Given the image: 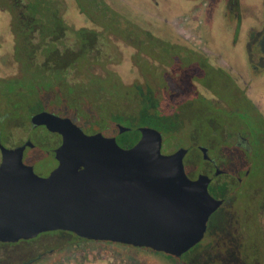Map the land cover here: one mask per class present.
I'll return each instance as SVG.
<instances>
[{
    "label": "water",
    "instance_id": "1",
    "mask_svg": "<svg viewBox=\"0 0 264 264\" xmlns=\"http://www.w3.org/2000/svg\"><path fill=\"white\" fill-rule=\"evenodd\" d=\"M31 124L61 135L58 166L40 176L24 162L31 141L15 148L0 141V243L63 231L181 258L204 240L223 200L210 194L207 175L188 176L187 149L162 152L159 130L141 127L140 140L123 148L52 112L34 114Z\"/></svg>",
    "mask_w": 264,
    "mask_h": 264
},
{
    "label": "trees",
    "instance_id": "2",
    "mask_svg": "<svg viewBox=\"0 0 264 264\" xmlns=\"http://www.w3.org/2000/svg\"><path fill=\"white\" fill-rule=\"evenodd\" d=\"M0 2L2 8L7 10L12 18L11 28L15 36L13 59L23 67V72L18 78L0 79V96H4L0 97V137L2 133L7 132L12 123L21 122L23 126L30 124L29 116L34 108H31L32 105H27V98L34 99L36 104L40 105L38 107L42 109L73 118L87 133L110 132L111 127L115 126V122L129 121L128 125L134 127V130L122 138H118L120 144L127 148H131L137 143L139 132L136 130L137 127L157 129L167 140H171L173 137L177 138L176 136L182 138L181 135H183L187 138L186 143L188 144L195 142L202 144L207 142V138L212 139L211 141H220V137L213 133V130L219 131V121L210 118L212 115H209L211 112L209 106L204 105L207 108L204 107L203 111H199V107L193 103L190 108L185 104L171 107L161 99L162 93H158V99L155 97V91L148 88L149 82L125 86L120 81L118 73L109 69L111 64L120 63L121 60L119 57L108 56L110 51L107 47L108 39L101 42L95 36L88 41L84 31L75 32L71 36L69 29L60 19L56 20L57 18L53 17L55 21H52L51 4L53 0H0ZM145 36L149 40L151 35L145 34ZM151 40L152 45L158 50L156 51H160V62L175 63L181 48L156 39ZM95 49L102 56L90 57ZM143 51L147 52L144 49ZM189 58H186L188 65L193 61ZM137 63H139L143 77L147 81L150 78L158 80L157 83L161 90L166 86L162 75L155 74L153 70L155 66H149V62L145 58L138 56ZM220 78L219 76L217 79ZM26 90L28 92L25 93ZM248 102L255 118L260 120L255 130L256 134L252 137L258 136L264 140V124L262 123L264 118L249 100ZM23 113L29 114L26 121L18 119V117H23ZM142 117L148 120L141 121ZM247 125H251L250 121ZM215 126L217 128H214ZM233 127L235 131L244 128L243 126ZM243 132H248V129L244 128ZM34 139L37 142H48V139L51 142L52 139L51 143L54 146L61 142L60 136L56 134L43 136L40 133ZM177 140L184 143L183 140L178 138ZM246 157L250 166V175L245 182L247 184H244L240 189L248 186L257 169L260 168L264 175V148L255 143V152ZM257 184L251 188L258 190L256 195L264 201V181ZM254 203L251 207L252 214L250 212L252 217L248 218L246 227L241 226L237 221L240 225L237 227L245 230V233L242 234L244 237L242 243L236 242L228 248L208 249L203 253V257L197 256V250L192 253L189 251L181 258L164 255L177 260V262L180 261L181 264H203L204 260H207L209 264H264V224L259 218L261 217L260 213L264 212V205ZM239 220L241 221V219ZM250 228L252 234H246ZM44 236L57 237L59 240L68 241L69 245L93 242L63 231L45 233L36 239ZM34 240L19 243H28ZM154 253L159 254L158 252ZM226 253H233L231 256L237 257L239 260L234 263L227 259L229 256H226ZM189 256L192 257L191 263L187 261ZM225 260L228 261L225 263L223 262Z\"/></svg>",
    "mask_w": 264,
    "mask_h": 264
},
{
    "label": "flooded vegetation",
    "instance_id": "3",
    "mask_svg": "<svg viewBox=\"0 0 264 264\" xmlns=\"http://www.w3.org/2000/svg\"><path fill=\"white\" fill-rule=\"evenodd\" d=\"M169 6L172 7L173 11L169 10ZM0 8L2 11L8 12L2 8L1 2ZM51 11L52 21H55L53 17H56V20L60 19L69 29L71 36L75 32L84 31L86 36L85 38L88 39V41L95 36L101 42L108 39L109 45L107 47H109L108 50H110L108 56L112 58L119 57L121 62L124 58V51L122 50L121 46L118 45V42L125 41L127 40L126 38H129L130 41L128 44L133 48L131 54L132 60L143 79L142 82H136L132 84L133 86L137 84H146V82H149L150 85H148V88L152 91H155V97H157L156 94L162 93L161 99L165 103L171 105V107H179L185 104V106L190 108L191 103H193V105L196 107L198 106L200 109L199 111H203L205 107L204 105L213 107V110L209 113V115H212L210 118H214L220 123L219 124L217 122L219 125H217L219 131L217 132L216 130H213L214 135L220 137V141H211L212 139L210 140L207 138V142H203L202 144L196 142L194 144L179 142L174 148H169V146L166 147L167 143H169V140L165 139L163 136L162 152L164 149V154L170 155L181 148L187 149L188 152L184 158V165L188 176L192 180H196L201 174L207 175L211 179L209 184L210 194L218 200H223L222 206L215 213L221 211L222 208H232L233 206L231 207V204L237 198V191H239L240 187H242L244 184H247L245 182L250 175V166L246 156L252 155L255 152V143L257 146L259 144L261 148H264V140L258 136L252 137V135L256 134V131L255 133H250L249 131L243 132L244 128L236 129L235 131L232 123H225L224 121L219 120L218 116H215V113L213 112L214 107L223 105L224 103L213 95L210 90L209 83L206 81L203 82L201 79L207 75L211 77L212 82L215 81V79L219 76L235 80L237 86L242 90L246 99H248L257 108L261 116L264 118L263 113L259 107H257L256 101L249 94V92L253 93L255 91L254 94L256 97H261V99L264 100V93L261 94V92L258 91V88L256 89L255 87L259 85V87L261 86L262 89L264 88V0H116L115 7H113V4L110 2V0H53V3L51 4ZM135 11H140L144 16L141 17L140 13L137 14L139 17L132 16ZM173 13H175V16L170 17V15ZM118 16H120V19H118ZM79 17L84 18L88 22H93L94 26H100L102 22H104L105 26L109 24L110 26L117 28L121 27L124 28V30H130V34L128 36L126 34L127 37L114 32H107L105 34L106 29H103V27L101 30L88 28L86 26L77 29L76 26H78L80 23L84 25L86 24V22L82 21ZM96 17L100 20L101 24H98L95 21L94 18ZM149 17L162 20L167 26L171 25L178 19L181 20L180 24L185 28L195 25L198 28L197 33L199 34L201 41L204 42L205 47L199 50L184 44L183 42L174 43L169 40L157 37L151 33H149V35H151L149 40L145 35L144 37H141L140 34L142 32L140 31L142 30H138V28L154 26L152 20H150ZM219 26L222 28L219 30V33H215V28ZM208 27L209 31L207 32L206 29ZM135 33L138 37V40H141L142 46L137 44ZM151 39H156L158 41L173 45L174 47L181 48V51H179L178 55L176 56L175 63L160 62V51L157 52L158 50L154 45H152ZM217 43L226 46L230 45V51L235 52L237 47H242L240 44L245 45L243 48H245L246 55L248 56V59L251 63V69L249 67L247 70L251 77L249 80H246L241 76L242 86L237 83L232 72H240L239 68L236 66L233 67L223 58L225 55H222L220 52L222 48L218 46L219 50L217 49ZM144 46L147 48H153V51H155L156 54L153 53L152 55L151 52H144ZM98 56L100 57L102 55L98 53L97 49L93 50L90 55L92 58ZM138 56L145 58V60L149 62V66H155L153 67L154 69L152 68L155 74L162 75L163 82L166 84L162 90L158 86V80L156 81L150 78V80L147 81L143 77L139 63H137ZM187 57H190L189 59L193 60L189 63V65L186 63ZM120 63L111 64L109 69L118 73L117 70L120 66ZM40 109L41 110L35 111V113L30 116V124L31 118L34 114L42 111H48L42 108ZM71 119L76 122L73 118ZM128 122L129 121L115 122V126L111 127L112 130L110 129V132L105 133L99 131L96 133H102L106 137H114L120 146L127 148L120 144L118 138H122L127 133H130L132 130H134V127L127 125ZM120 126H123L125 129L121 131ZM140 128L141 127L136 128V130L139 131L137 134V142L141 138ZM214 128L217 127L215 126ZM34 129L47 130V128L44 126H38ZM47 132L49 131L47 130ZM96 133L87 134L91 135ZM49 134L56 133L49 132ZM59 136L61 138V142L56 146V148H58L62 143V137L61 135ZM171 139H174V137ZM28 141H31V138ZM33 144L34 147L27 148L31 150L38 148L35 143ZM203 148L207 149L206 154H204L202 151ZM55 149L53 150L54 157ZM194 153L196 154L195 156ZM56 163L57 165L54 167V169L58 166L57 160ZM233 226L235 225L233 224ZM208 229L209 222L207 232ZM200 244L201 243L194 247V249H196ZM213 244L215 243L202 245L201 247H203V249L198 252L197 256L203 257V253L206 250L217 246V244ZM222 246H224V248L228 247L227 245Z\"/></svg>",
    "mask_w": 264,
    "mask_h": 264
},
{
    "label": "rangeland",
    "instance_id": "4",
    "mask_svg": "<svg viewBox=\"0 0 264 264\" xmlns=\"http://www.w3.org/2000/svg\"><path fill=\"white\" fill-rule=\"evenodd\" d=\"M110 2L113 4V7H115L116 0H110ZM168 8L170 11H173L171 6H169ZM166 9H167V5H166ZM138 13L141 14L140 11H135L132 16L139 17L137 15ZM140 16L143 17L144 15L141 14ZM174 16L175 13L170 15V17H174ZM80 19L86 22V24L84 25L80 23L78 26H76L77 29L86 26L88 28H95L101 30V28L103 27V29H106L105 34L107 32L109 33L114 32L119 35L122 34L123 36H126V34L128 36L130 34V30L127 29L124 30V28L121 27L117 28L114 26H110L109 24L105 26L104 22H102L101 24L100 20L97 17L94 19L98 24H101L100 25L101 27L99 25L94 26L93 22L91 21L88 22L84 18H80ZM118 19H120V16H118ZM149 19L152 20L154 26H148L147 28H138V30H142L140 31L142 32L140 34L141 37H144L145 34L147 35L151 33L157 37H160L165 40H169L174 43L183 42L184 44H187L199 50L205 47L204 42L201 41V38L197 33L198 28L195 25L185 28L180 24L181 20L178 19L174 21L171 25L167 26L165 22H163L162 20H158L157 18L149 17ZM10 23H11V14L2 11L0 8V79H5V80L18 78L23 72V67L13 59V55H15L14 54L15 39L13 36L14 34L12 32ZM221 28H222L221 26L216 27L214 30L215 33H219V30ZM208 29L209 27L206 29L207 32L209 31ZM135 37L137 38V44L139 46H142L141 40H138L136 33H135ZM126 39L127 40L125 41L118 42V45H120L122 50L124 51V58L120 63V66L117 71L119 73L118 75L120 81L125 86H130L136 82H142L143 79L135 63L132 60L131 54L133 48L128 44L130 40L129 38ZM216 45L218 50L219 47L222 48L220 52L222 55L226 56V57L223 56V58L233 67L236 66L237 68H239L242 74L240 72H238L239 73L238 74L236 71H232V72L234 74L237 83L242 86L241 76L246 80H249L251 77L250 74H248L249 72L247 70L250 67L251 63L250 60L248 59V56L246 55L245 48H243L245 47V45L240 44V46L242 47H237L236 52L230 51V47H231L230 45L227 46L220 45V43H217ZM144 50L147 52H151L152 55L153 53L156 54V52L153 51L154 49L151 47L147 48L144 46ZM201 81L208 82L210 85V90L213 93V95L224 103L223 105H218L214 107L213 112L215 113V116H218L219 120H222L225 123H230V124L232 123L233 126H237V127L243 126L245 129H248L250 133L251 132L255 133L258 122L260 123V120L258 118H255L250 103L244 96L242 90L237 86L235 80L221 77L220 79L216 78L215 81L212 82L211 77L205 75L204 78L201 79ZM255 87L256 89L258 88V91L261 92V94L264 93V88L262 89V87L261 86L259 87V85ZM26 92H28V90H26L25 93ZM254 93L255 91L253 93L249 92L250 96L256 101L257 107H259V109L264 115V100L261 99V97L257 98L258 96L256 97ZM0 97H4V96H0ZM26 101H28L27 105L28 104L30 106L32 105L31 108H34V110L31 111L30 116L33 113H35V111L41 110L40 107H38L40 105L36 104V101H34V99L29 100L26 98ZM212 110L213 107L209 106V111L212 112ZM22 115L23 117L22 118L18 117V119L19 120L21 119L22 121H26L27 116H29V114L23 113ZM146 120L148 119L142 117L141 121H146ZM249 121L251 125L246 126V124ZM134 123L140 124L141 122H134ZM262 123L264 124V122ZM34 128L35 127H33L31 124H29L28 126H23L21 122H18L16 124L12 123L8 127L7 132L2 133L0 137V141L7 148H15L17 146L24 144L31 138V141L35 143L38 148H35V150H31L27 148L24 154V162L26 164H31V166L34 167L35 172L38 175L47 176L57 165L56 159L53 156V152H52V149L54 150L56 146H54V144L51 143L53 142L52 139L51 142H49L50 139H48V142L46 141L37 142L34 139V137L38 136V134L40 133L43 136H49V132H47V130L45 129L35 130ZM259 130L261 131V129ZM259 130H257V132H259ZM181 136L182 138H185L183 135ZM6 137H7V141H6ZM176 137L179 140H183L184 143H186L187 141L186 138L182 139L179 136ZM178 143H179L178 140L174 138L169 140V143H167L166 147L169 146V148H174ZM163 153H165L164 149H163ZM195 155L196 154L194 153V156ZM263 177L264 175L262 174L261 169L260 168L257 169L253 174V179L250 181L251 183L249 182L247 187L245 186L243 189L237 191L236 193L237 198L231 204V207L232 206L233 207L228 209L222 208L221 211H218L211 217L209 221V229L205 236V239L196 249H192L191 253L196 250L198 253L201 251V249H203V247H201L202 245H207L212 243L217 244V246L212 248L213 250L216 249L217 247H224L222 245H227L229 247L230 245L236 242L242 243L241 241L244 238L242 234L245 233V230L236 226H240V225L245 226L247 224L248 218L252 217L250 216L252 214L251 207L255 204L254 202H256L257 205L259 204L261 206L264 205L263 199L258 197V195H256L258 190L256 189L252 190L251 188L253 185H258L257 184L258 182L261 183L262 180L264 181ZM260 214L261 217L259 218L262 219V223L264 224V212ZM239 219H241V221ZM237 221L240 222V225L238 224ZM233 224L235 226H233ZM247 233L252 234L251 228L246 231V234ZM232 254L233 253H226V256H229L227 259H230L234 261V263H236L239 259L237 257L231 256ZM191 259H192L191 256L187 257V261L190 263H191ZM227 261L228 260H225L223 262L226 263ZM0 264H181V263L180 261L177 262V260L169 258L168 256L162 253L156 254L152 252L150 249H145V248H135L127 245L108 243V242H94V241L84 242L81 243L80 245H75V244L69 245L68 241L59 240L57 237L44 236L28 243L23 242V243H17L16 245L0 244ZM203 264H209V262L207 260H204Z\"/></svg>",
    "mask_w": 264,
    "mask_h": 264
}]
</instances>
